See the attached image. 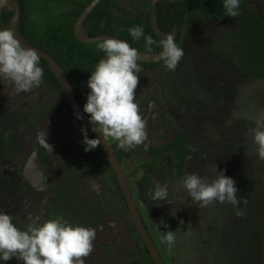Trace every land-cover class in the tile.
I'll return each instance as SVG.
<instances>
[{"label":"rangeland","instance_id":"rangeland-1","mask_svg":"<svg viewBox=\"0 0 264 264\" xmlns=\"http://www.w3.org/2000/svg\"><path fill=\"white\" fill-rule=\"evenodd\" d=\"M118 1L127 8L150 5V0ZM246 1L264 19V0ZM218 28L234 29L235 24L211 20L186 25L178 44L185 55L177 68L169 71L162 63L151 72L154 80L159 78L164 104L186 131L193 151L180 177L171 178L164 188L166 199L155 203L144 194V161L136 159L128 166L129 182L166 264H264V160L252 140L256 122L264 119V79L239 78L228 60L218 59L212 52ZM190 29L197 34L191 35ZM156 124L163 122L157 119ZM20 159L14 168L19 169ZM219 172L235 182L241 201L237 206L213 202L202 207L183 188L187 175L211 183ZM7 183L0 184L2 212L23 221L26 228L43 223L46 199ZM167 231L175 234L171 247L162 241Z\"/></svg>","mask_w":264,"mask_h":264},{"label":"flooded vegetation","instance_id":"flooded-vegetation-1","mask_svg":"<svg viewBox=\"0 0 264 264\" xmlns=\"http://www.w3.org/2000/svg\"><path fill=\"white\" fill-rule=\"evenodd\" d=\"M114 1L126 13L125 17H129V13L134 15L149 14L148 21L151 25V4L154 0H150L149 9L127 8L118 0ZM184 1L187 0H156L155 6L160 2H167L176 10L177 7H181ZM4 8H0V30L9 29V23L13 16L12 12L8 23L5 24L2 21V9ZM182 9L183 11L180 9L181 13L184 14L182 23L177 21V24L172 26L169 34L164 29L159 28L156 8L157 27L165 37L167 35L176 36L179 32L178 39H175L177 45L183 37L186 25L197 26L198 23L201 24L205 21L220 20L213 16L209 20L204 17H196L190 7ZM223 22L225 21L223 20ZM179 26L181 27L179 28ZM190 31L191 35L197 34L194 33V30L190 29ZM40 51L48 55L43 50ZM141 53L156 55L150 52ZM48 56L53 59L50 55ZM44 62L47 69H43L42 83L29 92L17 93L8 80L0 77V184L8 182L7 184H12L15 187L14 183H16L19 185L18 191H20V187L24 186L26 190L43 196L46 199V205H48L44 213L45 221L46 218L48 220L59 216L72 226L95 229L96 238L93 241V251L85 259L84 264H155L131 217L124 190L108 155L101 144L94 150L87 152L84 150L85 146L82 142L84 136L81 129L86 130L89 139L97 138V136L84 121L77 118L78 115L67 100L64 85L51 70L48 63L45 60ZM137 63L142 62L137 61ZM162 63L163 61L160 60L155 63L142 64H157L158 67ZM138 65L141 68L138 73L140 84L136 89L135 103L138 104L140 115L145 121L146 139L143 144L128 150L119 148L118 142L111 138H107L105 143L126 179L149 238L163 264H166L144 219L143 212L138 204V197L129 182L128 166L130 162H135L138 159L144 161L140 162L142 168L143 164L157 160V156L164 157L165 154H169L165 150L152 154L153 150L157 151L179 136L186 141L189 149L180 169V173H183V168L193 151L186 131L180 129L178 120L171 115L164 104L159 89V78L154 80L153 75H151L152 71L157 72L156 67L150 69ZM58 66L69 81L76 107L89 118V114L83 111L88 94L82 95L81 103L77 102L70 79L63 68L59 64ZM157 119H160L163 124H156ZM158 126H162V128ZM43 132H46L45 140L51 146L52 152L44 148L37 140V135ZM33 156H37L38 164L43 167L44 188L41 191L35 190L24 175V170ZM18 157H21V166L16 169L13 167V163L16 159V162H19ZM144 174L143 170L142 182L144 181ZM177 174V172H174V175L170 176L169 169L165 166L159 176L149 175L146 185L145 182L143 183L145 185V189L143 187L144 194L147 198L154 199L155 203L158 202L155 193L153 196L150 194L152 188H155V191L165 187L166 189L169 188L168 183L171 178L177 177ZM72 196H79V198L70 201L69 199ZM3 207L4 205L0 204V212L3 211ZM12 221L21 231L27 230L23 221H21V224L18 220H14V217ZM37 223H41V221Z\"/></svg>","mask_w":264,"mask_h":264},{"label":"clouds","instance_id":"clouds-1","mask_svg":"<svg viewBox=\"0 0 264 264\" xmlns=\"http://www.w3.org/2000/svg\"><path fill=\"white\" fill-rule=\"evenodd\" d=\"M239 4L240 0H224L227 16H239ZM129 33L133 40L144 37L143 29L138 26L131 28ZM144 39L147 50L151 52L157 42L151 36ZM159 46L163 49L159 59L167 70L174 71L185 55L183 48L177 45L174 35H167ZM98 47L106 53V57L99 60L87 81L90 92L83 111L89 114L90 122L95 125L93 130L100 133L104 143L111 138L118 142L119 148L128 150L143 144L146 139L145 121L135 103L136 89L140 84L138 73L141 71L137 63L138 51L129 43L114 38L104 39ZM38 62L36 51L21 47L10 29L0 30V77L8 80L17 93L29 92L42 83L44 71ZM81 131L86 152L100 145L101 139H89L86 130ZM45 136L46 132L39 133L37 140L52 152ZM252 140L257 146L258 158L264 160V119L256 122ZM183 188L202 207H208L213 202L233 206L241 202L236 195L235 182L222 172L211 183L196 174L187 175ZM155 197L157 200L166 199V189H157ZM95 238V229L72 226L59 216L21 231L14 225L11 216L0 212L2 261L15 258L23 264H84L93 251ZM162 238L169 247L175 242L173 231L165 232Z\"/></svg>","mask_w":264,"mask_h":264},{"label":"trees","instance_id":"trees-1","mask_svg":"<svg viewBox=\"0 0 264 264\" xmlns=\"http://www.w3.org/2000/svg\"><path fill=\"white\" fill-rule=\"evenodd\" d=\"M20 6L21 14L17 24V33L21 40L50 55L66 72L74 89L77 102L81 103L83 94L90 92L87 81L91 72L99 60L106 57V53L98 47L100 42L85 44L79 42L73 33V26L78 16L83 12L92 0H16ZM224 0H187L177 7L172 8L167 2L156 5L159 28L166 33L176 22L182 23L184 14L182 8L190 7L196 17H217L221 21L235 24L234 29H217L218 37L213 43L212 51L220 61L228 60L237 71L239 78L257 77L264 79V19L260 18L254 8L246 0H240V15L232 18L227 16L223 7ZM171 5V6H170ZM35 8V12L33 11ZM181 9V10H180ZM176 11V12H174ZM39 16L38 19L33 17ZM125 12L118 7L114 0H102L87 16L83 23V29L88 37L112 35L129 43L138 52H149L145 46L146 36H151L157 43L152 46L150 53H158L162 50L159 46L161 38L154 32L149 23V14H132L125 17ZM12 16V10L5 7L2 9V21L7 24ZM141 27L144 37L133 40L129 30L133 27ZM181 26H179L180 28ZM179 37L177 32L175 39ZM145 68H157V64H142ZM38 66L47 69L44 60L39 58ZM165 150L169 154L158 157L152 163L143 164L144 184L149 175L159 176L163 167L169 169L170 176L180 169L189 152L185 140L177 136L173 141L159 148L152 154ZM159 163L161 164L159 166ZM257 236H253V239ZM252 239V241H253ZM250 241V243L252 242ZM0 264H23L15 258L9 261L0 260Z\"/></svg>","mask_w":264,"mask_h":264},{"label":"water","instance_id":"water-1","mask_svg":"<svg viewBox=\"0 0 264 264\" xmlns=\"http://www.w3.org/2000/svg\"><path fill=\"white\" fill-rule=\"evenodd\" d=\"M102 0H92L87 7L83 10V12L79 15V17L77 18V20L75 21L74 24V35L77 38V40L79 42L82 43H86V44H93L96 42H102L104 39L106 38H114L117 40H120L114 36L111 35H101V36H97V37H88L83 29V23L85 22L87 16L89 15V13L101 2ZM155 1L154 0L151 4V26L152 28L155 30V32L162 38H165V35L161 32V30L157 27L156 25V6H155ZM3 7H8L10 10H12L13 12V16L10 20L9 23V29L13 32L14 36L16 39H18L21 43V47L23 48H31L34 51H36L37 55L44 59L49 67L51 68V70L59 77L60 81L62 82V84L65 87V92H66V97L67 100L70 104V106L73 108V110L76 112V114L81 117L80 119L82 121H84L92 130L95 128V126L90 122V119L84 115L80 110H78V108L75 105V102L73 100L72 97V93L70 90V84L69 81L66 77V75L64 74V72L62 71V69L58 66V64L51 59L48 55H46L45 53H43L42 51L33 48L27 44H25L20 36L17 33V24L20 18V6L18 4V2L16 0H0V8ZM163 51V50H162ZM161 51V52H162ZM160 52V53H161ZM160 53L156 54V55H152V54H147V53H141L138 52V61L142 62V63H155V62H159L160 59ZM93 132L96 134L97 138L101 139V145L104 149V151L106 152V154L109 157V160L115 170V172L118 175L119 178V182L122 185V188L124 190L125 193V197L126 200L128 202V206L130 209V213H131V217L135 223V226L142 238V241L144 242V245L146 246L147 250L149 251V254L152 257V260L154 261L155 264H163L155 246L153 245L151 239L149 238L145 227L141 221V218L138 214V210H137V206L136 203L131 195V192L127 186L126 183V179L123 176V173L121 171V169L119 168L118 163L116 162L115 157L112 155L110 149L108 148V146L106 145V143L103 142L102 137L100 136V133L98 131L93 130ZM148 143V142H147ZM24 175L26 180L28 181V183L35 189V190H39L41 191L44 188V173H43V167L41 164H38L37 162V156H33V158L30 160V162L28 163L27 167L24 170ZM156 193L155 188H152L150 194L153 196V194Z\"/></svg>","mask_w":264,"mask_h":264}]
</instances>
